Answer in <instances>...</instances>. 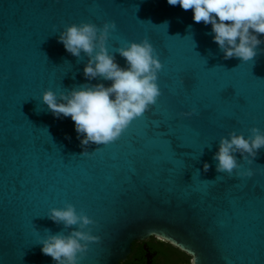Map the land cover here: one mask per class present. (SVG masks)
Wrapping results in <instances>:
<instances>
[{
	"label": "water",
	"instance_id": "water-1",
	"mask_svg": "<svg viewBox=\"0 0 264 264\" xmlns=\"http://www.w3.org/2000/svg\"><path fill=\"white\" fill-rule=\"evenodd\" d=\"M112 21L106 47L121 67L117 47L153 45L161 95L118 139L81 156L71 117H54L42 94L110 86L88 81V57L68 53L58 36ZM213 35L167 0H0V264H56L39 241L78 227L47 218L69 203L100 237L78 264H125L133 244L153 237L190 264H264V148L252 164L235 154L251 177L218 173L213 160L230 132H264V44L253 60L224 59Z\"/></svg>",
	"mask_w": 264,
	"mask_h": 264
},
{
	"label": "clouds",
	"instance_id": "clouds-1",
	"mask_svg": "<svg viewBox=\"0 0 264 264\" xmlns=\"http://www.w3.org/2000/svg\"><path fill=\"white\" fill-rule=\"evenodd\" d=\"M170 6L179 5L183 10L193 11V20L211 25L213 41L223 53L224 59L233 57L247 62L257 56V48L264 44L260 39L264 35V0H167ZM167 25V22H165ZM191 27V26H189ZM116 23L105 22L98 27L94 23L81 22L79 25L67 26L58 36L65 50L79 58L81 52L87 57L83 75L88 80L102 79L111 81L110 86L104 83L84 84L59 95L51 89L42 94V102L56 118L71 117L75 125L77 138L83 149L81 156L90 155V144L107 145L120 137L130 123L141 117L154 105L161 95L157 84L158 72L162 69L153 45L147 38L141 42H127L117 47L118 53L126 61L121 67L106 47ZM264 52V49H260ZM196 114L193 108L186 115ZM250 135L230 132L228 137H221L218 151L213 160L217 161L216 171L237 176L251 177L248 169L240 172L236 153L243 160L252 164L258 151L264 148V132L257 127L249 129ZM210 165L205 162L203 170L207 172ZM47 218L72 228L68 235L61 232L49 234L39 241L41 251L50 256L56 264H78L86 254L90 242H99L100 237L85 231L88 225L95 222L83 212L77 213L72 204L64 208H51ZM50 233V230L45 229Z\"/></svg>",
	"mask_w": 264,
	"mask_h": 264
},
{
	"label": "flooded vegetation",
	"instance_id": "flooded-vegetation-1",
	"mask_svg": "<svg viewBox=\"0 0 264 264\" xmlns=\"http://www.w3.org/2000/svg\"><path fill=\"white\" fill-rule=\"evenodd\" d=\"M125 264H190V256L153 237L133 244Z\"/></svg>",
	"mask_w": 264,
	"mask_h": 264
}]
</instances>
